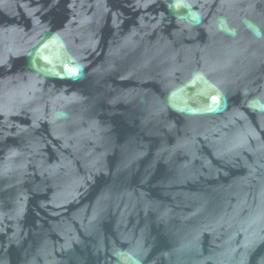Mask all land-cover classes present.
<instances>
[{"label":"water","instance_id":"1","mask_svg":"<svg viewBox=\"0 0 264 264\" xmlns=\"http://www.w3.org/2000/svg\"><path fill=\"white\" fill-rule=\"evenodd\" d=\"M0 264H264V0H0Z\"/></svg>","mask_w":264,"mask_h":264}]
</instances>
